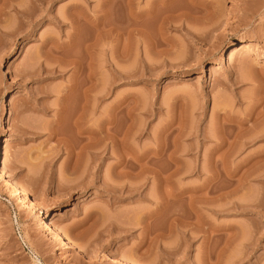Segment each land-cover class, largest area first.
I'll use <instances>...</instances> for the list:
<instances>
[{
    "label": "rangeland",
    "instance_id": "374dc122",
    "mask_svg": "<svg viewBox=\"0 0 264 264\" xmlns=\"http://www.w3.org/2000/svg\"><path fill=\"white\" fill-rule=\"evenodd\" d=\"M127 3L0 0V264H264V0Z\"/></svg>",
    "mask_w": 264,
    "mask_h": 264
},
{
    "label": "bare ground",
    "instance_id": "6f19581e",
    "mask_svg": "<svg viewBox=\"0 0 264 264\" xmlns=\"http://www.w3.org/2000/svg\"><path fill=\"white\" fill-rule=\"evenodd\" d=\"M38 1V0H37ZM39 1H44V0H39ZM128 3L127 4H129V6H132V3L134 4V2L136 1V0H126ZM161 1V0H160ZM163 1V0H162ZM166 1H168V0H166ZM191 1H193V0H191ZM196 1V0H195ZM217 7V6H216ZM215 8V7H214ZM18 11V10H17ZM218 10H217V8H215L214 9V11H213V15L214 16H216V15H218L219 13L217 12ZM197 12H198V10H197ZM220 12V11H219ZM20 13H22V12H20ZM181 13V12H180ZM179 13V14H180ZM211 13V12H210ZM218 13V14H217ZM182 15L184 14V12L182 11V13H181ZM24 15V14H23ZM181 15V18L185 15H183L182 16ZM220 15V14H219ZM218 15V16H219ZM178 16H180V15H178ZM211 16H212V14H211ZM217 16V17H218ZM202 19V18H201ZM205 19H207V18H205ZM218 19V18H217ZM208 20V19H207ZM259 41H260V39H259V36H257V37H255L254 39H252L251 41H245L244 39H242V41H240L235 47H233L232 49H231V51L228 53V54H225V56L224 57H222V61H221V63H232V62H234L235 60H237L238 58H245V56H247V55H250V54H253L254 52H256L257 51V49H258V45H259ZM263 57V55H260V58H262ZM109 120V119H108ZM108 120H104L103 119V121H102V124H105L106 122H109ZM79 124H81V122H78ZM91 132H92V130H90ZM102 131V130H101ZM93 133H94V131H93ZM107 136H108V134H107ZM111 137V136H110ZM119 141V140H118ZM69 142V141H68ZM120 142H122V143H125V142H123V141H119V143ZM225 144V140H223V145ZM121 145V144H120ZM104 151H106L105 149H104ZM0 159H1V163L3 164V163H5V159H4V157H3V153H1V149H0ZM12 184L14 185V187L16 188V190L18 191V193H20V194H23L24 196H29L30 194H33L34 193V191H33V189L32 188H30V189H28L23 183H21V182H16V181H12ZM133 189V188H132ZM129 190H131V188H129ZM172 194V193H171ZM170 194V195H171ZM173 194H175V193H173ZM171 195V196H174V195ZM178 195H176V197L178 196L179 197V195L181 194V193H177ZM182 194H183V192H182ZM181 194V195H182ZM170 195H168V196H170ZM180 195V196H181ZM195 194H191V196H190V198L187 196V195H185V196H187L189 199H191L190 201H193V202H195L196 200H197V198L196 197H198L199 195H197L196 194V196H195V201L193 200L194 198L192 197V196H194ZM167 196V197H168ZM170 196V199L172 198ZM200 196H201V194H200ZM202 196H203V194H202ZM151 197V196H150ZM154 197V199L156 200V198H158V197H156V196H153ZM156 197V198H155ZM148 198V197H147ZM183 198V199H182ZM182 198H177V199H175V200H172L173 202L174 201H176V200H178V199H182V200H185L186 199V197L184 198V196L182 197ZM188 198H187V200H188ZM201 198L205 201V199H206V196L203 198V197H199V202H200V204H201V202H204L203 200L201 201ZM150 200V199H149ZM169 200V199H168ZM163 201H165V200H163ZM189 201V200H188ZM171 202V201H170ZM193 202H191L190 203V208H191V206H193L192 207V211H195L194 209H198V208H196L197 206H194L193 205ZM198 202V201H197ZM166 203H167V200H166ZM196 203V202H195ZM160 204V203H159ZM163 204V203H162ZM162 204H160L161 206H162ZM165 204V203H164ZM164 204H163V206H164ZM169 204V203H168ZM192 204V205H191ZM161 206H160V208H161ZM166 206V205H165ZM199 207V206H198ZM157 208V207H156ZM159 208V209H160ZM156 210H158V209H156ZM161 210V209H160ZM191 211V212H192ZM59 211H56V212H54L55 214H50V215H48V217H47V219H48V226L50 227V230H51V232H52V234L54 235V237L56 238V240L59 242V243H61V244H68V246H69V248H72L75 252H77L78 251V247H79V245H78V243H77V240L75 239V237L71 234V231L69 232V233H67L64 229H63V227L61 226V224L59 223V218H58V215H61L60 213H58ZM156 212V211H155ZM190 212V213H191ZM189 213V214H190ZM194 213V217H196L195 215H197L196 213H198V215L200 216V214H199V212L198 211H196V212H193ZM151 214V213H150ZM192 214V213H191ZM190 214V216H192L193 217V214L191 215ZM143 215V214H142ZM197 215V217L198 218H200L199 216ZM178 215H176V217H177ZM180 216V218H179V220L181 219H183V217H184V215H182V217H181V215H179ZM178 216V217H179ZM187 216H189V215H187ZM187 216H185L184 218H188ZM139 217V216H138ZM178 217L176 218L177 219V221L176 222H178ZM190 218V217H189ZM140 219L142 220L143 219V217H141L140 216V218H139V221H140ZM174 219V218H173ZM172 219V220H173ZM190 219H192V218H190ZM189 219V220H190ZM197 219V218H196ZM180 220V221H181ZM185 220V219H184ZM188 220V219H187ZM188 220V221H189ZM180 221H179V223H180ZM188 221H186L187 222V225L189 224V226H191L192 224L191 223H188ZM191 221V220H190ZM189 221V222H190ZM198 221V220H197ZM202 221V220H201ZM182 222V221H181ZM207 222V221H206ZM174 223V222H173ZM182 223H185V221H183ZM195 223V222H194ZM197 223V222H196ZM200 224H202L201 222H199ZM198 223V224H199ZM191 224V225H190ZM181 225V224H180ZM183 225V224H182ZM185 226V225H184ZM197 226V225H196ZM146 227V226H145ZM194 227H195V225H194ZM201 227V226H200ZM148 227H146V229H147ZM196 228V227H195ZM198 228V227H197ZM200 230H201V228H199ZM202 229H203V227H202ZM147 231V230H146ZM150 234V233H149ZM111 254H112V258L114 259V263H116V264H131V262H129L128 260H125L124 258H122V257H120L117 253H115V252H111ZM36 264H44L39 258L37 259V262H36Z\"/></svg>",
    "mask_w": 264,
    "mask_h": 264
}]
</instances>
